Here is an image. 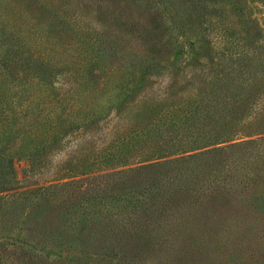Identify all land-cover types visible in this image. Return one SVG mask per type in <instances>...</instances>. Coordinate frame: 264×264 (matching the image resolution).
Masks as SVG:
<instances>
[{
	"label": "trees",
	"instance_id": "trees-1",
	"mask_svg": "<svg viewBox=\"0 0 264 264\" xmlns=\"http://www.w3.org/2000/svg\"><path fill=\"white\" fill-rule=\"evenodd\" d=\"M33 1L34 22L11 3L0 10V192L18 187L14 158L35 165L62 140L103 135L64 157L55 182L0 195V229L22 257L7 264H187L170 240L221 234L214 202L264 215V24L250 7L264 0H140L153 10L133 38L119 42L131 26L112 16L75 31L61 56L37 23L54 17ZM153 76L162 91L142 95Z\"/></svg>",
	"mask_w": 264,
	"mask_h": 264
},
{
	"label": "rangeland",
	"instance_id": "rangeland-1",
	"mask_svg": "<svg viewBox=\"0 0 264 264\" xmlns=\"http://www.w3.org/2000/svg\"><path fill=\"white\" fill-rule=\"evenodd\" d=\"M0 10H5L8 5L17 6L20 11L31 21H35L31 16L32 14L41 13L40 11H34L36 2L33 0H1ZM6 1L7 3L3 2ZM37 2L41 0H36ZM47 6L44 8L48 15H52L54 19L50 20L49 24L44 21V17L40 16L41 21L37 22L42 27V34L46 35L50 42L59 46L57 49L59 54L63 55L65 50L62 45L73 41V35L75 31L80 28H95L96 26L111 25L110 21L112 16H120L129 27L127 32L119 35V42L122 40L128 41L133 38V27L147 26V20L150 10L140 0H43ZM174 4L177 0H171ZM10 4V5H11ZM252 16L256 17L260 26L264 24V5L260 2L253 1L250 3ZM170 13L165 14L166 21L169 22L168 16L176 9L174 6H169ZM8 10V9H6ZM95 16V17H94ZM72 17H75L72 19ZM94 17V18H93ZM98 17V18H97ZM66 19L67 21H62ZM193 25V24H192ZM185 29L190 31L193 29L191 26ZM176 25H173L172 35L177 33L175 29ZM195 26V25H194ZM65 29H69L71 33L65 32ZM196 29V27H195ZM193 29V30H195ZM184 33V35L186 34ZM182 34V33H181ZM184 35H179V43L183 46L187 45L188 40L184 38ZM214 35V34H213ZM212 35V36H213ZM137 47V46H136ZM182 75V74H181ZM180 75V76H181ZM173 75L170 76V80ZM158 77H148L143 81L142 95H158L162 91V84L158 83ZM169 78L168 76L164 77ZM178 80H180L178 78ZM161 82L165 83L162 78ZM174 85H177L176 83ZM173 85V86H174ZM99 126L95 130H98ZM107 133H116L115 128L106 129ZM93 146L100 144L103 134H96L93 132ZM110 137L106 135L108 140ZM97 142V143H96ZM88 140L87 136L78 134L73 138L58 142L53 149L45 150L41 153L36 160L35 165H31L26 159H16L12 161V169L14 171L15 178L18 180V187L0 192V195H11L26 191L37 186L55 182L51 180L53 175H56L55 171H58V165L62 163V159L66 156H71L73 153L83 154L85 151H90L93 148L92 144ZM69 154V155H68ZM48 155H50L48 157ZM79 156V155H78ZM76 157V156H75ZM39 162V163H38ZM55 170V171H54ZM78 177V176H77ZM66 178L56 180L64 181ZM236 201L230 198H225L219 202H214L213 218L210 219L209 225L213 228H220L221 234L211 233L210 235L199 236L195 245H188L190 241L184 237L174 238L170 240V243L174 245V251L169 252V255H176L180 257L181 251L185 257L187 264H224V259L227 257V252L239 251L242 253L243 264H264V215L253 216L251 209L245 204L240 202L236 204ZM48 222H41V230L45 231V236L48 233H54L50 229V218ZM248 224H253V228L249 233L246 232L245 227ZM43 225V226H42ZM53 226V223L51 224ZM56 231H59L56 229ZM3 232L0 229V253L6 252L8 256L3 259V264L10 263V261H19L22 257L19 253V248H15L11 245L9 238L3 237ZM209 239V240H208ZM208 240V242H206ZM14 251V252H13ZM18 253V254H16ZM9 257V258H8ZM6 258V259H5ZM52 259V258H51ZM130 258H124V262ZM182 262V261H181ZM20 264V263H16ZM27 264V263H26ZM29 264H56L51 262L47 257H34ZM138 264V263H133ZM144 264H148L147 262Z\"/></svg>",
	"mask_w": 264,
	"mask_h": 264
}]
</instances>
